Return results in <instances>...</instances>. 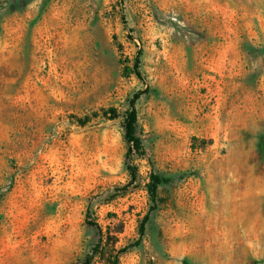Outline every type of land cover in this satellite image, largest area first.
<instances>
[{
	"label": "rangeland",
	"instance_id": "rangeland-1",
	"mask_svg": "<svg viewBox=\"0 0 264 264\" xmlns=\"http://www.w3.org/2000/svg\"><path fill=\"white\" fill-rule=\"evenodd\" d=\"M262 131L264 0H0V264H264Z\"/></svg>",
	"mask_w": 264,
	"mask_h": 264
},
{
	"label": "trees",
	"instance_id": "trees-1",
	"mask_svg": "<svg viewBox=\"0 0 264 264\" xmlns=\"http://www.w3.org/2000/svg\"><path fill=\"white\" fill-rule=\"evenodd\" d=\"M124 63L127 64L128 62L125 61ZM138 65H139V60L137 58L135 59L132 67L125 66L124 73L128 75L134 73L138 76L139 75L137 72ZM141 94L142 93H137L133 95L132 99L129 102V109L126 112L123 120L124 139L127 145V151L125 154V158L127 161L126 167L130 176L129 184H133L136 181V176H137V168L133 164V157L136 156L141 158L144 156V151L141 146V141L136 135L137 114L135 110V102L139 99ZM91 117L93 118L96 117V114H93ZM89 120H90L89 117L84 118V120L81 121V125H85ZM257 151L259 158L264 160V131H262L259 134ZM168 181L169 180L167 178L161 177L159 175H150L149 182L146 184V191L149 195L150 202L153 204V206L156 204L157 201L158 188L161 185L167 184ZM147 221H148V215H146L143 218L139 226L140 238H142V236L144 235V229ZM139 243L140 242L137 241L133 247H137ZM109 264H118V257H115L113 261L109 262Z\"/></svg>",
	"mask_w": 264,
	"mask_h": 264
}]
</instances>
